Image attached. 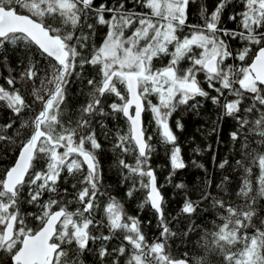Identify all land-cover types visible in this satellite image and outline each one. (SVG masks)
Masks as SVG:
<instances>
[{"label":"snow or ice","instance_id":"snow-or-ice-1","mask_svg":"<svg viewBox=\"0 0 264 264\" xmlns=\"http://www.w3.org/2000/svg\"><path fill=\"white\" fill-rule=\"evenodd\" d=\"M0 81L11 117L0 124V264H264V0H0ZM74 83L82 101L69 108ZM206 105L205 135L218 149L227 130L231 160L218 167L236 180L206 178L193 199L174 182L186 164L170 119ZM104 142L126 196L142 192L139 209L152 210V238L108 191ZM165 184L184 190L175 216ZM180 217L187 227L174 229ZM198 231L202 251L173 253Z\"/></svg>","mask_w":264,"mask_h":264},{"label":"trees","instance_id":"trees-1","mask_svg":"<svg viewBox=\"0 0 264 264\" xmlns=\"http://www.w3.org/2000/svg\"><path fill=\"white\" fill-rule=\"evenodd\" d=\"M211 7L214 0H206ZM196 8L193 6V12ZM227 15V14H226ZM225 15V20H226ZM227 27H232L231 22H227ZM10 60L15 64L17 56L13 53L10 55ZM166 62V61H165ZM3 83V81H0ZM82 101L80 95V86L78 83H74L70 86V92L68 95L69 108H74ZM201 115L197 116L193 112H187L183 108L178 109L173 117L170 119V126L172 127L175 135L177 136V143L181 147V156L186 164V168L179 170L174 177V182H183L186 185V190L192 195L193 199L198 196V191L202 187V183L206 178H211L215 183H219L223 175H229L233 180H236V174L231 169H219L218 164L228 156L231 160V153L229 152V144L227 143V130L222 133V140L224 141L219 148H216V137H207L205 130L210 126L208 118H214V111L210 105H206L201 110ZM10 114L0 112V124L10 119ZM145 122L151 120V115L146 114ZM179 120L183 124V129L176 128V121ZM18 127V124H17ZM111 127V124H109ZM151 131V129H150ZM153 143H157L154 139ZM212 144L213 149L209 150L208 145ZM105 151L101 154V164L104 168L105 184L108 186V191L116 196L120 200L131 215H139L140 219L144 222V231L152 238L156 233V220L150 207H145L142 211L139 209V204L143 201V193L135 192L132 198L126 196L127 185L121 184V177L118 170L113 163L114 157L110 151H108V143L104 142ZM8 148L3 156V161L6 164L13 158L15 148L10 145H5ZM201 149V151H195V149ZM213 151L216 152V160L213 162ZM129 162L131 158L129 157ZM195 161V163H193ZM152 166L156 169L159 182L165 183V178L170 172V163L168 156L165 154L162 147L157 144V152L152 157ZM234 164V160H232ZM202 165L203 167H198ZM234 186V185H233ZM162 193L167 201L166 213L175 216L183 203L184 190L175 189L172 185L165 184L162 188ZM179 223H174L172 226L174 229H184L187 227L188 221L185 217H180ZM197 223L201 224L202 229H207L212 224L211 214L199 213L193 218ZM152 223L149 225L148 221ZM202 232L198 231L193 233L188 240L175 239L171 242L173 253L179 255L186 249H192L195 246L196 251H202L200 248ZM85 260L87 264H92V257L86 256Z\"/></svg>","mask_w":264,"mask_h":264}]
</instances>
